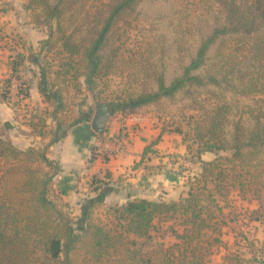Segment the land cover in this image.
<instances>
[{
	"label": "trees",
	"instance_id": "16d2710c",
	"mask_svg": "<svg viewBox=\"0 0 264 264\" xmlns=\"http://www.w3.org/2000/svg\"><path fill=\"white\" fill-rule=\"evenodd\" d=\"M144 1L24 0L34 26L47 34L36 56L39 88L58 103L51 115L60 127L48 145L19 149L0 126V264H214L221 248L222 264H264V0H181L184 63L169 83L153 41L131 46ZM191 32L198 35L193 51L185 47ZM21 62H12L2 84L6 102L12 78L29 97ZM112 76L122 88L104 95ZM86 94L126 113L186 98L196 112L188 127H162L182 136L200 168L190 174L185 197L134 199L109 208L103 221L87 218L75 227L55 187L59 166L47 153L66 128L85 121L75 106ZM236 96L254 104L240 106ZM48 115H31L35 133L45 134ZM204 152L222 155L205 162ZM229 233L230 245L223 240Z\"/></svg>",
	"mask_w": 264,
	"mask_h": 264
},
{
	"label": "crops",
	"instance_id": "0c3cea01",
	"mask_svg": "<svg viewBox=\"0 0 264 264\" xmlns=\"http://www.w3.org/2000/svg\"><path fill=\"white\" fill-rule=\"evenodd\" d=\"M16 1L19 10L6 12L5 0L0 1V126L19 149L43 147L48 145L51 132L60 127L51 115L58 103L45 100L39 88L36 56L40 55L47 34L34 26L30 14L23 9L24 0ZM17 57L22 60L20 77L29 85V97L21 107L27 110L26 115L45 109L50 113L42 136L33 131L22 111L6 102L1 94L2 84L12 75V62ZM12 83L17 84L18 80L12 78ZM85 96V104L75 106L76 115L80 109L85 110V121L66 128V135L50 145L47 153L59 166L55 187L67 204L75 227H84L89 218L103 221L109 208L134 199L170 202L187 195L189 173H198L200 168L193 162H180L190 155L187 144L179 134L162 133L154 107L126 113L117 110L109 100ZM95 98L111 102V116L103 135L91 127ZM126 132L130 138L124 141ZM212 154L204 152L200 159L212 161L215 159ZM180 170L187 172L186 177ZM93 180L98 182L96 186H91ZM213 263L222 264L214 260Z\"/></svg>",
	"mask_w": 264,
	"mask_h": 264
},
{
	"label": "rangeland",
	"instance_id": "374dc122",
	"mask_svg": "<svg viewBox=\"0 0 264 264\" xmlns=\"http://www.w3.org/2000/svg\"><path fill=\"white\" fill-rule=\"evenodd\" d=\"M18 5L19 4H17L16 0H5V12L18 11ZM139 9L141 13L139 14L138 20L133 22L132 26L133 39L131 46L136 45L135 42L137 41H143V39H145V41H153V43L158 47L154 59L158 60L157 64L163 63V67L165 68L166 80L169 83L173 79V77L179 74V72L181 71L180 67L184 63L185 49L184 46H182L183 39L182 35L180 34V9H182L181 0H145L140 5ZM202 24L203 22L200 25ZM192 32L189 34L187 44H185V47H191V51L194 50V47L196 46V40L198 39V35H192ZM180 46L181 48L179 49L178 47ZM162 48L165 49L164 55L160 54ZM108 84L109 88L104 93V95L119 90V88H122L123 85L121 78L116 76L110 77ZM228 96L231 97L230 94H228ZM200 98L204 99L207 98V96H200ZM235 99L238 101V103H236L239 105L254 104V100L251 97L236 96ZM187 103L188 102L186 98L184 99L179 94L174 101L165 100L162 105L159 106V109L155 108L157 111L155 114H157V118L161 121L162 127L166 122H170L176 126L181 125L182 127L187 128V123L188 121H190L189 116L196 113L190 110L189 107H187ZM220 154L222 155V153H213L212 155L216 158ZM191 159L192 158L190 154L188 158L184 159V161L183 158L180 159V162H182L183 164H188L189 162H192ZM183 172L185 173L183 177H186L187 172L182 170L181 173ZM189 174H192V172ZM239 203V206H247L246 203ZM252 225L258 227V224ZM257 237L259 239L263 238V232L261 231L260 227ZM224 241H226L229 245L232 244V234H226L224 236ZM224 253L225 250L223 248L217 250L215 256L213 257L214 262H222V256L224 255Z\"/></svg>",
	"mask_w": 264,
	"mask_h": 264
},
{
	"label": "water",
	"instance_id": "95a60500",
	"mask_svg": "<svg viewBox=\"0 0 264 264\" xmlns=\"http://www.w3.org/2000/svg\"><path fill=\"white\" fill-rule=\"evenodd\" d=\"M111 116V102L99 101L95 98V112L91 127L98 135H103L106 125Z\"/></svg>",
	"mask_w": 264,
	"mask_h": 264
},
{
	"label": "built area",
	"instance_id": "2783aa9c",
	"mask_svg": "<svg viewBox=\"0 0 264 264\" xmlns=\"http://www.w3.org/2000/svg\"><path fill=\"white\" fill-rule=\"evenodd\" d=\"M18 83L16 84V83H12L11 85H10V87H9V90H8V92H9V94H8V103L10 104V105H12L13 107H16V109H20L21 111H22V114H24L28 119V122H29V120H30V117H31V114L29 115V114H27L26 115V113H27V110L26 109H24V107H21V103L25 100L23 97H22V95H20L19 94V89H18ZM24 109V110H23ZM130 138V136H129V134H127V132L124 134V137H123V139H124V141H126V140H128ZM119 150H121V147H119Z\"/></svg>",
	"mask_w": 264,
	"mask_h": 264
}]
</instances>
